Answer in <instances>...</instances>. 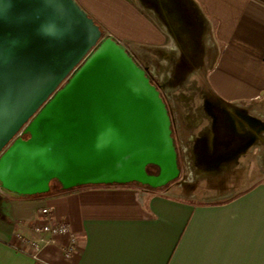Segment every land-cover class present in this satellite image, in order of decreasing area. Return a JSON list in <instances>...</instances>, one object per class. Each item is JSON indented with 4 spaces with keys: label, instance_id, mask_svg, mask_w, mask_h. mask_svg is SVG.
<instances>
[{
    "label": "water",
    "instance_id": "1",
    "mask_svg": "<svg viewBox=\"0 0 264 264\" xmlns=\"http://www.w3.org/2000/svg\"><path fill=\"white\" fill-rule=\"evenodd\" d=\"M179 175L158 88L76 0H0L2 191L160 190Z\"/></svg>",
    "mask_w": 264,
    "mask_h": 264
},
{
    "label": "crops",
    "instance_id": "2",
    "mask_svg": "<svg viewBox=\"0 0 264 264\" xmlns=\"http://www.w3.org/2000/svg\"><path fill=\"white\" fill-rule=\"evenodd\" d=\"M185 1L209 30L210 93L264 109V0ZM76 2L120 42L167 44V22L153 21L131 0ZM49 221L69 225L75 256L65 255V238L40 243L32 229ZM0 264H264V182L216 203L172 185L85 186L32 198L0 189Z\"/></svg>",
    "mask_w": 264,
    "mask_h": 264
},
{
    "label": "rangeland",
    "instance_id": "3",
    "mask_svg": "<svg viewBox=\"0 0 264 264\" xmlns=\"http://www.w3.org/2000/svg\"><path fill=\"white\" fill-rule=\"evenodd\" d=\"M131 1L153 21L167 22V44L139 46L104 35L122 44L159 89L180 170L170 185L216 203L264 182V109L228 105L210 93L209 30L192 5L185 0Z\"/></svg>",
    "mask_w": 264,
    "mask_h": 264
},
{
    "label": "built area",
    "instance_id": "4",
    "mask_svg": "<svg viewBox=\"0 0 264 264\" xmlns=\"http://www.w3.org/2000/svg\"><path fill=\"white\" fill-rule=\"evenodd\" d=\"M264 59V56H263ZM40 215L44 216L48 220L52 218V211L48 209H43L40 212ZM33 233L37 236H41L40 243L49 244L54 238H65L67 240V245L64 248V253L67 257H72L77 254V245L76 240L70 232V227L65 222L52 223L48 222L43 225H36L32 229ZM42 236H47L48 239H44Z\"/></svg>",
    "mask_w": 264,
    "mask_h": 264
},
{
    "label": "flooded vegetation",
    "instance_id": "5",
    "mask_svg": "<svg viewBox=\"0 0 264 264\" xmlns=\"http://www.w3.org/2000/svg\"><path fill=\"white\" fill-rule=\"evenodd\" d=\"M105 38H109V39L113 40L114 42H116V44L122 46V44H120L119 42H117V41L114 40L113 38H110V37H107V36H105ZM122 47H123V46H122ZM123 48H124V47H123ZM126 51H127V50H126ZM127 53L129 54L128 51H127ZM129 55H130V54H129ZM130 57L133 59V61L135 62V64H136L138 67H140L139 64L135 61V58H133L131 55H130ZM140 68L143 69V70H145V72H146V76H147V78L149 79L150 84H151L152 86H156V85H154L153 81H152L151 78L149 77V75H148V73H147V70H146L145 68H142V67H140ZM156 87H157V86H156ZM158 90H159V89H158ZM146 171H147V173L150 174V175H157V173H158V170H157V169L155 170V168L152 169V168H150V167H148V168L146 169ZM49 188H50V191L59 190V189H61V185L59 184V182H57V181L54 180V181H52V182L49 184Z\"/></svg>",
    "mask_w": 264,
    "mask_h": 264
},
{
    "label": "trees",
    "instance_id": "6",
    "mask_svg": "<svg viewBox=\"0 0 264 264\" xmlns=\"http://www.w3.org/2000/svg\"><path fill=\"white\" fill-rule=\"evenodd\" d=\"M101 27V26H100ZM102 29V28H101ZM103 30V29H102ZM150 168H152V169H154V167H150ZM155 170H156V168H155Z\"/></svg>",
    "mask_w": 264,
    "mask_h": 264
}]
</instances>
